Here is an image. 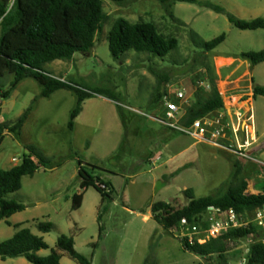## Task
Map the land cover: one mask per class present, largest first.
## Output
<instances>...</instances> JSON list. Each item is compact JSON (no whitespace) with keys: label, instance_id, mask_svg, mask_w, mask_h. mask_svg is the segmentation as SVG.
Segmentation results:
<instances>
[{"label":"rangeland","instance_id":"1","mask_svg":"<svg viewBox=\"0 0 264 264\" xmlns=\"http://www.w3.org/2000/svg\"><path fill=\"white\" fill-rule=\"evenodd\" d=\"M201 2L220 6L240 20L264 19V0ZM103 12L109 19L88 55L76 54L71 61H56L43 70L113 100L96 96L86 101L73 131L69 124L77 96L71 91L43 99L42 88L28 78L2 101L0 123L5 126L12 127L32 111L18 134L6 133L0 141V170L12 169L28 155L35 161L45 159L47 164L33 177H25L21 190L7 197L26 210L11 217L8 224L0 223V244L29 229L48 247L38 256L56 252L61 264H78L57 248L63 236L74 239L76 251L91 264H218L217 257L208 263L186 251L179 235L169 234L153 219L151 207L158 202L184 207L187 189L197 198L225 193L236 163L242 167L241 178L249 184L248 194H261L264 167L225 151L212 152L211 146L196 143L151 117H162L161 102H155L158 90L181 89L189 104L198 92L209 96V69L213 68L225 108L243 114L252 110L257 134L253 158L264 164V97H253L255 87H264V63L253 66L243 58L264 52V30L240 31L226 14L200 5L103 0ZM118 19L152 23L162 35L177 39L178 48L164 59L131 51L115 60L108 35ZM222 35L225 42L213 52L199 48L198 44ZM222 58L235 61L227 64L230 61ZM14 80L11 74L0 77V92L9 90ZM79 162L88 174L109 186L111 196L103 199L90 188L81 208L75 210L73 199L82 193ZM39 224H52V231L41 233ZM259 231L264 238V229ZM250 241L230 245V264H243ZM0 264L30 263L20 258L0 259Z\"/></svg>","mask_w":264,"mask_h":264},{"label":"trees","instance_id":"2","mask_svg":"<svg viewBox=\"0 0 264 264\" xmlns=\"http://www.w3.org/2000/svg\"><path fill=\"white\" fill-rule=\"evenodd\" d=\"M114 3H124L128 0H110ZM162 4L180 3L200 5L218 14H226L229 22L240 31L264 30V19L252 21L240 20L228 14L222 7L201 0H155ZM109 16L103 12V0H0V77L6 74L15 76L9 90L0 92V115L2 101L8 100L18 85L25 79L35 80L42 88L41 98L49 99L55 93L68 90L77 96V105L71 114L69 129L75 128V121L81 115L86 101L101 96L109 100L100 91H85L72 83L62 82L46 73L43 68L56 61H71L76 54L88 55L95 48L96 39L102 33ZM226 40V36L209 42L198 44L206 53L213 52ZM109 50L115 60H120L128 52L148 54L153 57L166 58L178 48V40L162 35L157 26L140 21L131 24L124 19H118L108 35ZM243 58L253 66L264 63V52L244 54ZM209 84L212 92L205 96L201 92L193 105L188 109L186 125L202 119L210 114L225 109L223 97L217 87V76L210 68ZM160 90L156 94V103L162 102L164 95ZM253 97H264V87H255ZM29 109L12 127L0 123V141L6 133L18 134L29 118ZM47 164L45 159L34 160L33 155L25 156L21 164L8 171L0 170V223L6 222L14 215L26 210V207L7 197L21 190L25 177H33L41 165ZM79 179L82 193L73 199L75 210L82 205L84 193L96 189L103 199L111 196L109 186L100 177L88 174L79 162ZM236 172L225 193L218 192L205 198H197L192 189L183 192L188 200L184 207L177 208L171 204L158 202L151 207L153 219L169 234L179 235L183 220L190 224L198 223L211 207L224 211L234 210L240 216L247 218L257 210L264 208V192L258 195L248 194L249 184L241 178L242 167L236 163ZM105 186L106 189L102 188ZM102 216L99 217L101 221ZM52 224H39L41 233L52 231ZM260 229L254 224L246 228L227 232L218 239H212L203 245H189L185 240L181 243L186 251L196 255L206 262L212 263L217 257L218 264H230L227 254L232 243L253 239L246 254L245 264H264V244L258 241ZM57 248L69 255L78 264H91L75 249V241L63 236L58 240ZM43 239L31 233L29 229L18 231L11 239L0 244V259L2 261L23 258L30 264H61V258L56 252L47 257L38 253L47 250Z\"/></svg>","mask_w":264,"mask_h":264},{"label":"built area","instance_id":"3","mask_svg":"<svg viewBox=\"0 0 264 264\" xmlns=\"http://www.w3.org/2000/svg\"><path fill=\"white\" fill-rule=\"evenodd\" d=\"M192 105L189 104L186 92L183 90L168 91L161 102L162 117H151V119L191 138L196 143L207 144L215 151H225L264 167V164L253 158L257 134L254 129L252 110L243 114L232 113L225 108L186 125L188 109ZM102 188L106 189L105 186ZM248 217L244 218L234 210L224 211L211 207L198 223L190 224L183 220L179 237L194 246L195 244L203 245L231 230L246 228L251 224L264 229V208L253 213L252 219ZM262 237H258V241L264 244ZM250 242L252 244L254 241ZM248 252L249 250L247 254ZM245 262L244 260L243 264Z\"/></svg>","mask_w":264,"mask_h":264},{"label":"crops","instance_id":"4","mask_svg":"<svg viewBox=\"0 0 264 264\" xmlns=\"http://www.w3.org/2000/svg\"><path fill=\"white\" fill-rule=\"evenodd\" d=\"M223 60H226V61H230L229 63H227V64H230L231 62H234L235 60L234 59H230V58H227V59H225V58H222ZM224 65H226V64H224ZM212 152H216L215 150H212Z\"/></svg>","mask_w":264,"mask_h":264}]
</instances>
